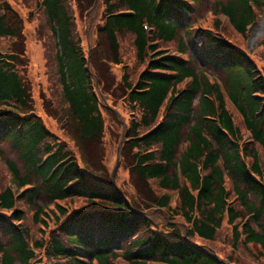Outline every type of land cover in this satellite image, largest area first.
Listing matches in <instances>:
<instances>
[{
	"label": "trees",
	"instance_id": "obj_1",
	"mask_svg": "<svg viewBox=\"0 0 264 264\" xmlns=\"http://www.w3.org/2000/svg\"><path fill=\"white\" fill-rule=\"evenodd\" d=\"M74 1L33 3L44 31L37 39H49L44 59L54 68L51 108L70 121L82 151L99 143L95 63L120 66L121 37H129L137 68L121 67L129 121L119 154L146 205L78 165L32 112L22 53L0 50V143L15 157L0 149L8 175L0 172V264H232L211 246L223 223L232 250L254 245L264 257V75L237 46L264 0H103L104 54L85 53ZM208 1L214 28L188 25ZM21 22L0 0V38L19 40ZM214 71L223 87L209 80ZM66 201L82 203L72 212Z\"/></svg>",
	"mask_w": 264,
	"mask_h": 264
},
{
	"label": "rangeland",
	"instance_id": "obj_2",
	"mask_svg": "<svg viewBox=\"0 0 264 264\" xmlns=\"http://www.w3.org/2000/svg\"><path fill=\"white\" fill-rule=\"evenodd\" d=\"M14 9V14L22 19L21 22V37L19 40L10 41L8 39L0 38V50L4 52L20 51L22 54V68L21 75L26 82L30 94L33 99V109L50 129V131L60 140L64 141L69 147L71 153L74 155L76 162L81 166L91 178L95 180L111 181L116 184V187L124 193L127 199L133 203L144 207L145 199L141 194L140 189L136 187L132 177L128 173L127 164L124 158L119 154L121 142L125 136L124 129L127 126L128 108L126 101L123 99V92L120 87L121 67L126 66L132 74H134L137 66L135 63V55L131 45V40L128 36L121 37L120 55L121 65H105L98 61L95 63L96 75L99 78V87L97 91L100 93L101 114L103 118V135L99 143L90 147L89 150H83L82 147L74 140L73 129L70 121L66 120V116H59L53 112L51 107L54 103L51 100L50 90L54 82V68L47 64L44 59V40H39L37 32H41L44 36V31L38 29L40 21V11L35 9L33 3L39 0H34L31 3H25L23 0H7ZM15 1V2H14ZM37 1V2H36ZM92 1V2H91ZM75 0L72 4V10L76 21V30L81 38L85 53H89L94 48H100L104 54V48H101L102 35L99 34L98 28L102 26V1L95 0ZM221 1V0H220ZM223 1V0H222ZM208 2L199 3L195 10L191 11L186 23L201 29H213L214 16L211 10V5ZM258 19L256 25L247 33V39L242 42L240 39L237 46L241 49L249 51L250 57L255 61L257 69L264 75V9L257 11ZM227 20L222 16H217L218 27L226 26ZM41 26V25H40ZM43 31V32H42ZM40 36V35H39ZM228 36V35H227ZM42 41V42H41ZM41 43V45H40ZM171 44V43H170ZM98 45V46H97ZM167 48H172L169 46ZM96 46V47H95ZM164 47V45H163ZM90 49V50H89ZM261 50V55L258 51ZM136 66V67H135ZM210 81H217L223 87L222 75L217 71L213 72V76L209 74ZM63 115V114H62ZM247 139V135L244 137ZM0 149L4 153L3 157L14 159V153L11 151L9 144L6 142L0 143ZM1 157V156H0ZM0 166L1 160H0ZM1 175L8 177L7 173L2 171ZM162 194V191H158ZM174 195V194H173ZM74 203L65 202L66 206L72 212L79 210L81 201ZM78 204V206L76 205ZM35 207H29L27 219L30 225V215H32ZM33 226V225H32ZM33 231L36 232V227L33 226ZM38 231V230H37ZM230 227L225 223L222 224L219 234H217L215 241L211 246L216 251L217 255L225 259L228 257L233 264H264L263 251L254 245L239 246L236 250H232L227 239L230 236ZM37 233V232H36ZM35 234V233H34Z\"/></svg>",
	"mask_w": 264,
	"mask_h": 264
}]
</instances>
